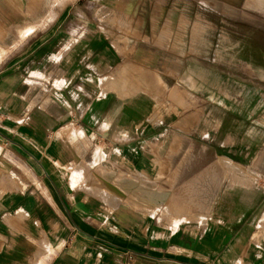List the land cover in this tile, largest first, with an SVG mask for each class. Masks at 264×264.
Wrapping results in <instances>:
<instances>
[{"label": "crops", "instance_id": "0c3cea01", "mask_svg": "<svg viewBox=\"0 0 264 264\" xmlns=\"http://www.w3.org/2000/svg\"><path fill=\"white\" fill-rule=\"evenodd\" d=\"M140 1L0 0V264H264L245 141Z\"/></svg>", "mask_w": 264, "mask_h": 264}, {"label": "rangeland", "instance_id": "374dc122", "mask_svg": "<svg viewBox=\"0 0 264 264\" xmlns=\"http://www.w3.org/2000/svg\"><path fill=\"white\" fill-rule=\"evenodd\" d=\"M138 6L158 10V25L169 22L174 34L179 27L170 54L183 62L187 109L201 103L203 132L216 127L219 138L244 140L234 147L245 148L248 159L234 165L248 169L251 184L264 186V0H141Z\"/></svg>", "mask_w": 264, "mask_h": 264}, {"label": "bare ground", "instance_id": "6f19581e", "mask_svg": "<svg viewBox=\"0 0 264 264\" xmlns=\"http://www.w3.org/2000/svg\"><path fill=\"white\" fill-rule=\"evenodd\" d=\"M225 159H227V158H225ZM225 161V160H224ZM227 161V160H226ZM230 162V161H229Z\"/></svg>", "mask_w": 264, "mask_h": 264}]
</instances>
